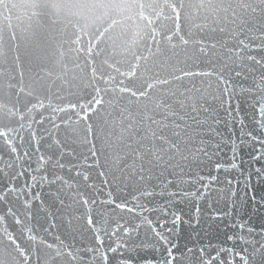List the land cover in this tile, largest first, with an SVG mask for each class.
Here are the masks:
<instances>
[{
  "label": "water",
  "instance_id": "obj_1",
  "mask_svg": "<svg viewBox=\"0 0 264 264\" xmlns=\"http://www.w3.org/2000/svg\"><path fill=\"white\" fill-rule=\"evenodd\" d=\"M253 47L261 50L251 52ZM248 55L264 58V0H0V164L11 162L14 166L10 174H15L26 157L35 167L39 155L45 159L51 156L54 162L62 151V163L76 164L84 155L90 157L87 150L94 143L101 167L80 171L91 173L89 183L102 184L99 172H108L104 161L111 163L117 154L137 148L142 152L147 148L163 152L167 145L158 137L175 142L191 130H199L204 133L203 139L213 140L207 133L208 126L197 125L194 117L209 118L211 123L215 109L224 119L225 112L219 109L223 81L231 77L235 85L252 87V76L264 74V68L247 60ZM248 67L256 72L248 73ZM236 71L245 72L248 79L236 77ZM247 100L248 93L237 92L231 110L235 115L236 102L240 101L246 130H253L250 117L256 110L246 106ZM205 108L209 111L205 112ZM220 130L226 131L223 126ZM234 131L239 139V127L234 126ZM200 138L197 136L196 140ZM198 146L192 144L193 149ZM69 151L76 159L68 155ZM131 160L129 155L124 163ZM223 162L232 161L226 155ZM88 163L94 160L90 157ZM197 167L193 165L194 170ZM240 167L245 165L240 163ZM202 168L201 175H219V182L211 185L209 194L200 202L199 226L195 224V200L191 201L190 210L187 200L177 206V211L186 214L185 219L193 217V227L181 223L179 250L194 247L187 254L191 264H242L239 256L228 252L214 258L221 247L242 251L245 245L239 240H227L228 235L241 231L238 227L224 230L220 225L218 231L219 221L210 218L213 210H227L231 190L225 180L235 179L238 173H217L214 165ZM76 171L69 172L67 167L53 169L51 163L45 165L49 178L62 175L85 191L83 177L76 176ZM118 175L114 167L108 183ZM24 178H28L27 174ZM21 183L17 181L16 186ZM155 183L151 181L150 185ZM59 187L53 185L51 191ZM180 187L192 191L196 185ZM172 188L179 191L175 184ZM49 191L48 187L43 189L46 211L40 210L39 201L31 208L33 233L24 231L29 224L24 215L20 216V227L13 217H7L11 232L0 221V264H74L65 245L55 236L75 247L96 244L86 217L78 219L84 215L83 204L75 203L65 189L61 193L65 206L58 212L60 206L48 195ZM91 191H85V195L91 197ZM112 191L117 202L128 199L117 194L114 186ZM128 191H132L131 185ZM12 203L17 211H25L21 202ZM98 210L108 213L109 233L114 216L127 219L131 215L116 209L114 204H97L93 207L94 222L104 219L97 215ZM49 223L55 225L51 234L44 231ZM197 233L200 243L194 244L189 234ZM101 235L107 244L108 236L103 232ZM116 238L133 242L124 236L122 228L113 238V246ZM209 243L215 247H207ZM201 245L205 246L202 251Z\"/></svg>",
  "mask_w": 264,
  "mask_h": 264
},
{
  "label": "snow or ice",
  "instance_id": "obj_2",
  "mask_svg": "<svg viewBox=\"0 0 264 264\" xmlns=\"http://www.w3.org/2000/svg\"><path fill=\"white\" fill-rule=\"evenodd\" d=\"M258 50L261 49L259 47L250 49L251 52ZM247 60L250 63L254 61L264 68V58L248 55ZM247 72L255 73L256 69L248 67ZM234 75L236 77L243 76L245 80L248 79V76L242 71H236ZM221 79L223 80V77ZM231 80L230 77L223 81V95L219 104V109L225 112V118L222 119L215 109L211 112V123H209V118L194 117L197 125L208 126L207 133L213 137V140L203 139L204 133L199 130H191L187 136L175 142L163 136L158 137L167 145L163 152L154 148H147L142 152L137 148L135 151L123 155L117 154L111 163L107 160L104 161L108 172L106 173L104 170L99 172V176L103 180L102 184L89 183L91 173L80 171L81 168L101 167L100 157L94 143L87 150L91 159L94 160L92 164L88 163L90 157L86 154L78 163L65 165L61 162L65 155L64 151L54 162L51 156L45 159L42 154L39 155L35 167H32L33 161L26 157V162L19 163L15 174H10V169L14 166L11 162L0 164V221H3V227L11 232L10 226L7 225L9 216L13 217L15 224L20 227L23 224L20 216L24 215L29 221L24 231L29 234L33 233L31 208L34 202H40L41 211L47 210L44 207L43 189L45 187L50 189L48 195L53 196L55 202L59 204L58 212L65 206L64 200L61 199V193L68 189L75 203L83 204L84 215L79 216L78 219L83 220L86 217V224L95 234L96 241L95 245L75 247L74 244L66 245L59 236H55L60 244L65 245L74 264H191V256L187 254L192 253L194 247L185 246V250L180 251L179 235L181 223L188 225L189 228L193 227V217L188 216L185 219L184 215L186 214L177 211V206L184 205L187 200L190 210L191 201L195 200L197 204L195 224L199 226L200 202L206 194H209L211 185L219 182V175H201L202 166L214 165L217 173L220 170L226 173L234 170L238 175L235 179L226 178L225 180L231 190V195L227 200V210H213L210 218L219 221L218 231L221 230L220 225H223L224 230L238 227L241 231L234 235H228L227 240L232 242L239 240L245 245L242 251L221 247L214 258L219 259L220 253L228 252L232 256H239L242 264H264V74L252 76V87L235 85ZM237 92L248 93L246 106L255 109L258 113V115L254 113L250 117V123L254 125L253 130H246L248 125L240 115V101L236 102L235 115L231 110L232 100ZM204 111L208 112L209 109L205 108ZM221 126L226 131L220 130ZM234 126L239 127V139L235 136ZM176 127L179 128L180 125H176ZM175 135L179 137L180 133H175ZM197 136H201L198 141L196 140ZM193 143H197L199 146L193 149ZM253 153L255 154L253 155ZM68 155H72L76 159L71 151L68 152ZM129 155L132 157L131 162L124 163ZM226 155L232 161L231 163L223 162ZM218 159L221 162H217ZM137 161L140 163L137 164ZM48 163L52 164L53 169L63 170L67 167L69 172L76 169L75 175L83 177L85 191L92 190L91 197L85 195V191L80 190V184L69 181L62 175L53 174L49 178L45 172V165ZM122 163L123 167H120ZM240 163H243L245 167L241 168ZM194 164L198 166L195 170ZM114 167L120 175L113 176L112 183L109 184L108 175L112 173ZM211 170V168L208 169V171ZM193 171H195L194 176L191 175ZM42 172L45 174L41 175ZM25 174H27V179L24 178ZM17 181H22L19 187L16 186ZM151 181H155V185H150ZM57 184L60 187L54 192L51 191L52 186ZM173 184L179 191L172 188ZM182 184H192L196 187L192 191H184L180 187ZM129 185L132 188L131 192L128 191ZM237 185L239 187H236ZM113 186L117 194L128 197V199H121L117 202L116 195L112 191ZM36 188L40 190L34 191ZM72 189H76V191L73 192ZM220 190L224 191V189ZM238 193L239 199H236ZM9 196L12 197V200L9 199ZM157 197L160 199L156 200ZM13 200L21 202L25 209L23 213L14 208ZM97 204H114L116 209L121 212L126 211L131 215L127 219L114 216L115 223L109 233L108 213L98 210L97 215L104 219L95 222L93 220V207ZM208 207L212 208L211 202ZM153 214H156L154 218ZM48 216L51 220L55 219L51 211H48ZM244 216L247 219H242ZM256 224L259 225L258 228L253 226ZM168 225H172V227H168ZM53 227H55L54 223H49V227L44 231L50 233V229ZM121 228L124 236L132 238L133 242L129 243L128 240L121 242L119 238H116L115 246H113V238ZM141 229H145V231L141 233ZM245 229L246 235L244 234ZM85 230L87 231V229ZM102 232L108 236L107 244L101 235ZM189 240L194 244H199V234L197 233L195 236L189 234ZM206 246L215 247L211 243ZM203 247L205 246L201 245V251ZM108 253H111L112 256L110 257ZM203 264H210V262L204 261Z\"/></svg>",
  "mask_w": 264,
  "mask_h": 264
}]
</instances>
